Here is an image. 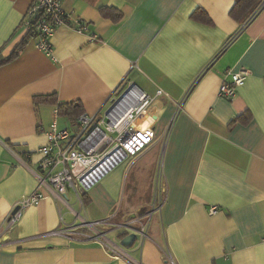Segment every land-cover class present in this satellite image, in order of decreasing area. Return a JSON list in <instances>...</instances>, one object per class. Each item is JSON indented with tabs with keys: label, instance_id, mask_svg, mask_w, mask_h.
<instances>
[{
	"label": "crops",
	"instance_id": "0c3cea01",
	"mask_svg": "<svg viewBox=\"0 0 264 264\" xmlns=\"http://www.w3.org/2000/svg\"><path fill=\"white\" fill-rule=\"evenodd\" d=\"M31 2L0 0V59L25 37L21 23ZM234 4L64 0L96 40L59 27L53 57L31 39L0 69V264H264V0L248 24L232 18ZM101 8L122 18L114 22ZM199 10L211 24L192 18ZM243 69L249 75L236 96H220L228 74ZM130 81L156 99L152 145L80 192L81 200L67 190L66 204L45 191L4 233L15 205L40 188L39 149L47 136L39 125L72 124L56 117L57 105L35 99L80 102L94 116ZM166 128L159 157L165 201L143 235L156 205V172L147 188L143 170L129 166L159 149ZM99 221H107L97 229L123 252L120 258L89 239L94 231L85 224ZM56 230L69 232L51 235Z\"/></svg>",
	"mask_w": 264,
	"mask_h": 264
},
{
	"label": "built area",
	"instance_id": "2783aa9c",
	"mask_svg": "<svg viewBox=\"0 0 264 264\" xmlns=\"http://www.w3.org/2000/svg\"><path fill=\"white\" fill-rule=\"evenodd\" d=\"M63 1L32 0L22 19V30L32 35L36 42L35 47L48 57H53L52 38L59 27H68L79 34L89 35L91 40H96L90 32V25L66 10ZM248 75V70L229 73V79L220 86L219 95L233 99ZM155 100L138 84L130 81L109 102L104 111L97 115L83 114L75 124H70L66 129H59L57 121H54L48 130L40 124L39 132L47 136L46 145L39 149L42 156L37 173L40 188L15 205L5 220L4 233L11 232L16 227L26 208L37 205L44 199L45 191L53 192L66 204L67 199L63 196L67 190L72 191L77 199L81 200L80 192H89L115 169L152 145L155 140L154 126L157 117L152 114L151 107ZM55 114L57 117V108ZM159 188L157 183L156 205L148 214V223L154 211L160 210L165 201V196L163 201L160 199ZM163 191L165 193V189ZM216 211L211 208L210 214ZM105 223L107 221L86 223L85 226L94 231V236L89 239L98 242L115 258H120L123 252L105 233L96 229V226H105ZM146 224L141 229L143 235ZM68 232L56 230L51 235H68ZM170 262L174 264L172 259Z\"/></svg>",
	"mask_w": 264,
	"mask_h": 264
},
{
	"label": "trees",
	"instance_id": "16d2710c",
	"mask_svg": "<svg viewBox=\"0 0 264 264\" xmlns=\"http://www.w3.org/2000/svg\"><path fill=\"white\" fill-rule=\"evenodd\" d=\"M263 0H235V4L230 11V15L240 24H248L251 19L255 16L257 9L262 4ZM101 14L104 17H110L114 22L120 21L122 18V14L118 11L114 12L111 9L101 8ZM254 15V16H253ZM192 18L201 21L203 23L211 24V19L204 11H196L192 14ZM32 39V35L27 33L21 43L15 48L13 53L6 58L0 59V69L18 58L26 46L28 45V41ZM37 102L50 103L51 105H57L58 115L62 117H66L72 123H76L80 116H82L85 111L80 102H72V103H59L54 97H40L35 99Z\"/></svg>",
	"mask_w": 264,
	"mask_h": 264
},
{
	"label": "rangeland",
	"instance_id": "374dc122",
	"mask_svg": "<svg viewBox=\"0 0 264 264\" xmlns=\"http://www.w3.org/2000/svg\"><path fill=\"white\" fill-rule=\"evenodd\" d=\"M85 114V113H84ZM81 117V116H80ZM79 117V118H80ZM67 128V125H65V123L62 125V127H61V129H66ZM168 131H169V128H166V130H164V132L161 134V138H160V141L158 142V150H156V152L154 153V152H152V153H149L144 159L145 160H143V161H141V163H143V164H146V165H143V164H141V163H139V164H130V163H128V164H130V168L129 169H136L137 168V170H139V169H141V170H143V176H144V180H145V187L148 185V183H149V179H150V174H152V173H155V175H156V180H157V182L159 183V185H160V188H159V195H160V199H161V201H163L164 200V196H165V193H164V189H165V186L163 185L164 184V179H163V177H162V175H161V173H160V167H159V157L161 158V154H162V149H161V146L163 145V143L165 142V140H166V138H167V134H168ZM156 158V164H154V165H152V159H155ZM147 160H150V161H147ZM158 163V164H157ZM151 165L152 166H154L153 168H152V170L149 172V167L151 168ZM156 168V169H155ZM141 181H143V179L141 180ZM140 181V182H141ZM155 183H156V181H155ZM154 186L155 185H153L152 184V186H151V189H148L147 190V188L149 187V185L147 186V188H146V190L145 191H147L148 192V196L150 195V197H152V194H153V191H154ZM135 199H136V197H135ZM128 200V199H127ZM159 201V200H158ZM156 210V209H155ZM157 212L159 211V209L158 210H156ZM155 214V213H154ZM154 217V216H153ZM152 217V218H153ZM149 225H150V222L148 223V224H146L145 225V229L147 230L148 229V227H149ZM98 228V226H96V229ZM98 230V229H97ZM99 231V230H98ZM105 232V231H104Z\"/></svg>",
	"mask_w": 264,
	"mask_h": 264
},
{
	"label": "bare ground",
	"instance_id": "6f19581e",
	"mask_svg": "<svg viewBox=\"0 0 264 264\" xmlns=\"http://www.w3.org/2000/svg\"><path fill=\"white\" fill-rule=\"evenodd\" d=\"M243 70H245V69H243ZM241 71V70H240ZM239 72V71H238ZM248 77V76H247Z\"/></svg>",
	"mask_w": 264,
	"mask_h": 264
}]
</instances>
